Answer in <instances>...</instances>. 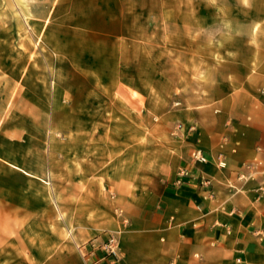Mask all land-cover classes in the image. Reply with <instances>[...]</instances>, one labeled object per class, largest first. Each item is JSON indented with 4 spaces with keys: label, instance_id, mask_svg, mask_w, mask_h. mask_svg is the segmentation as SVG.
Listing matches in <instances>:
<instances>
[{
    "label": "rangeland",
    "instance_id": "obj_1",
    "mask_svg": "<svg viewBox=\"0 0 264 264\" xmlns=\"http://www.w3.org/2000/svg\"><path fill=\"white\" fill-rule=\"evenodd\" d=\"M261 18L264 0H0V232L10 223L15 239L23 223L64 222L87 192L85 172L74 170L97 148L107 144L111 162L139 134L147 158L144 135L159 124L161 101L175 99L176 109L181 95H195L197 52ZM117 86L140 98L138 113ZM85 134L92 153L70 152ZM14 254L0 245V264Z\"/></svg>",
    "mask_w": 264,
    "mask_h": 264
},
{
    "label": "crops",
    "instance_id": "obj_2",
    "mask_svg": "<svg viewBox=\"0 0 264 264\" xmlns=\"http://www.w3.org/2000/svg\"><path fill=\"white\" fill-rule=\"evenodd\" d=\"M231 27L197 52L204 75L195 95H181L176 109L175 99H160V122L144 135L152 145L147 158L139 134L111 162L107 144L94 150V161L74 170L85 172L87 192L64 222L23 223L15 239L6 223L1 250L15 254L4 264H264V18L246 20L240 32ZM115 91L139 112L137 95ZM176 122L182 129L173 134ZM78 140L85 143H69L70 152L92 153L89 135ZM112 232L121 251L115 263L99 249L77 248Z\"/></svg>",
    "mask_w": 264,
    "mask_h": 264
},
{
    "label": "built area",
    "instance_id": "obj_3",
    "mask_svg": "<svg viewBox=\"0 0 264 264\" xmlns=\"http://www.w3.org/2000/svg\"><path fill=\"white\" fill-rule=\"evenodd\" d=\"M193 156L199 162H204L206 160L200 150H196ZM206 183H208V181H206ZM85 245H88L92 249L101 250L103 252L104 257H108L111 262L117 261L121 253L119 248L118 237L112 233H109L107 237L100 243H86L84 245L78 246V249L84 248ZM81 254L84 257L87 255L83 251L81 252Z\"/></svg>",
    "mask_w": 264,
    "mask_h": 264
},
{
    "label": "clouds",
    "instance_id": "obj_4",
    "mask_svg": "<svg viewBox=\"0 0 264 264\" xmlns=\"http://www.w3.org/2000/svg\"><path fill=\"white\" fill-rule=\"evenodd\" d=\"M240 3H241L243 6L247 7V6L249 5V0H240Z\"/></svg>",
    "mask_w": 264,
    "mask_h": 264
}]
</instances>
